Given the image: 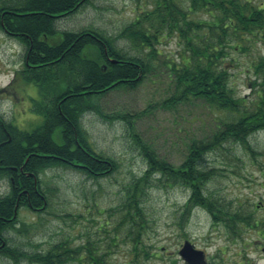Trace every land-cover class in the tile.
<instances>
[{"label": "rangeland", "instance_id": "1", "mask_svg": "<svg viewBox=\"0 0 264 264\" xmlns=\"http://www.w3.org/2000/svg\"><path fill=\"white\" fill-rule=\"evenodd\" d=\"M151 4L152 0H89L76 13L59 18L56 26L59 31L102 30L116 40L118 48L146 56L147 50L119 34ZM185 46L182 39L164 35L156 46L158 54L150 58L152 70L144 80L134 89L108 92L97 102L100 112L86 113L84 131L91 147L114 160L117 168L98 178L61 166L46 168L39 178L48 205L41 211L20 209L16 230L8 234L13 246L46 252L63 243L71 249L84 246L83 258L89 249L104 254L108 264H187L179 251L188 241L203 252L207 264H264V227L259 231V227L241 222L234 233L223 222L215 223L206 208H186L189 187L169 186L158 176L151 178L153 185L148 184L140 204L142 226L138 233L132 232L139 235L136 247L129 236V225L121 221L125 187L148 168L138 139L160 158L179 166L189 155L190 143L209 138L219 117H224V113L210 111L197 100L170 104L175 88L168 64L179 61L182 54H190ZM246 46L230 51L224 61L229 86L245 98L256 89L255 64L264 57V42L253 41ZM26 53L17 38L0 28V116L29 131L43 118L32 110V99L39 98L38 87L20 79ZM248 142L255 154L229 141L203 154L198 167L205 172L213 170L204 189L226 211L251 214V219L264 226V130L252 134ZM9 190L10 183L1 180L0 195ZM18 263L31 264L25 260ZM80 263L74 260L69 264ZM0 264L15 263L0 255Z\"/></svg>", "mask_w": 264, "mask_h": 264}, {"label": "trees", "instance_id": "2", "mask_svg": "<svg viewBox=\"0 0 264 264\" xmlns=\"http://www.w3.org/2000/svg\"><path fill=\"white\" fill-rule=\"evenodd\" d=\"M89 0H0V28L15 37L26 49L20 79L38 87L39 98L32 99L34 113L43 118L32 130H22L0 116V181L7 180L10 190L0 195V255L31 264H108L105 255L84 246L74 249L63 243L46 252H29L13 246L8 234L16 230L21 206L32 211L45 210L49 198L39 175L46 168L76 169L88 177L110 174L117 168L111 158L97 153L84 131L87 112H100L101 96L117 89H134L151 72L150 58L164 35L182 39L189 55L168 64L175 93L170 104L200 101L210 111L224 113L206 140H194L189 155L179 166L162 159L139 139L148 168L125 187L121 221L129 225L134 247L144 212L140 204L151 178L171 186L182 184L191 189L186 208H206L215 223L223 222L236 232L237 224L263 231L251 214L226 209L205 192L213 170L201 171L198 161L208 151L232 141L246 146L248 138L264 130V57L255 64L256 89L251 97L235 94L229 86L224 61L230 51L244 50L249 42H264V0H152L119 34L148 54L131 55L115 44L102 30L59 31V18L76 13ZM185 52V51H184ZM122 117V116H121ZM150 184V185H148ZM136 237V238H135ZM114 240L110 238L109 244ZM109 248L107 242V249ZM136 254L137 248L134 249ZM134 259L136 256H133Z\"/></svg>", "mask_w": 264, "mask_h": 264}, {"label": "water", "instance_id": "3", "mask_svg": "<svg viewBox=\"0 0 264 264\" xmlns=\"http://www.w3.org/2000/svg\"><path fill=\"white\" fill-rule=\"evenodd\" d=\"M179 254L184 258L187 264H207L204 260L203 252L194 249L193 245L188 241L184 243Z\"/></svg>", "mask_w": 264, "mask_h": 264}, {"label": "flooded vegetation", "instance_id": "4", "mask_svg": "<svg viewBox=\"0 0 264 264\" xmlns=\"http://www.w3.org/2000/svg\"><path fill=\"white\" fill-rule=\"evenodd\" d=\"M10 187H11V186H10ZM22 207L26 208V206H24V205H22L21 208H22ZM27 208H28V207H27Z\"/></svg>", "mask_w": 264, "mask_h": 264}]
</instances>
